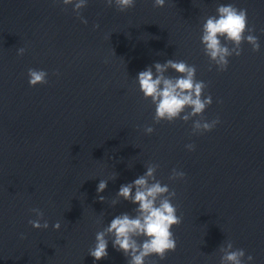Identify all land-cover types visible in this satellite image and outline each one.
Returning <instances> with one entry per match:
<instances>
[{
    "label": "clouds",
    "instance_id": "clouds-1",
    "mask_svg": "<svg viewBox=\"0 0 264 264\" xmlns=\"http://www.w3.org/2000/svg\"><path fill=\"white\" fill-rule=\"evenodd\" d=\"M64 6L72 5V11L80 19L81 23L88 21L81 15L82 9L87 7L88 0H53ZM166 0H153L154 7H164ZM107 6L115 5L120 12L134 8L136 0H106ZM99 28V24L94 25ZM200 37L204 54L209 57L210 68L215 65L219 71H226L229 65V57L242 54V44L248 43L253 52L260 51L258 37L253 35L255 26H248V12L246 8H238L234 4H220L216 8V15L208 16L202 25ZM245 33H248L245 35ZM231 45V47H229ZM113 50V49H112ZM26 49H17V55L22 56ZM113 53L115 54L114 50ZM174 70L177 76H168V70ZM196 66L186 61L169 59L164 63L156 62L138 73L139 90L145 100H150L155 106L153 122L161 121L172 123L180 119L187 123L192 120V134L211 132L219 118L208 121L203 117L206 108L212 104L211 95H204L208 85L196 79ZM30 87L45 85L48 83V72L42 69L29 68L27 70ZM190 109V110H189ZM194 117H200L194 119ZM146 134H152L154 128L146 126ZM189 151L195 150L194 144H187ZM159 165L149 164L143 175L131 183L122 184L111 206H115L121 200L129 201L137 205L133 209L135 215L122 213L115 216L102 231L95 235V243L89 249L88 255L99 261L107 258L109 237L112 246L122 252L128 258V264H146L149 257L156 256L164 260L169 252L177 249V240L172 228L182 223V217L177 215V206L171 201L176 197L175 190H170L167 184H162L156 178V170ZM114 173L111 180L116 179ZM185 172L172 169L170 181L182 180ZM108 185V180L101 179L97 186V193L103 192ZM101 202L104 196H98ZM31 211L36 219H30L28 223L34 229H48L49 223L44 219V213L38 208ZM43 221V222H42ZM54 230H60L61 223L57 221L52 225ZM23 238V236H21ZM220 264H251L254 257L246 256L243 248H234L233 242L228 240L219 246ZM151 264H157L151 261Z\"/></svg>",
    "mask_w": 264,
    "mask_h": 264
}]
</instances>
